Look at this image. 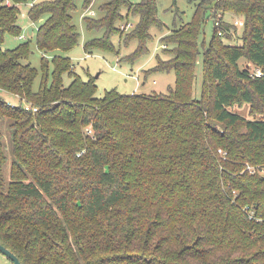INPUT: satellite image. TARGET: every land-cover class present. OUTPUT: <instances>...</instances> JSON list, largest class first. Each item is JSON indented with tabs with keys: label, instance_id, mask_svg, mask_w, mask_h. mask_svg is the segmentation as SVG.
I'll use <instances>...</instances> for the list:
<instances>
[{
	"label": "trees",
	"instance_id": "16d2710c",
	"mask_svg": "<svg viewBox=\"0 0 264 264\" xmlns=\"http://www.w3.org/2000/svg\"><path fill=\"white\" fill-rule=\"evenodd\" d=\"M28 2L30 19L44 18L38 89L29 42L2 46ZM101 9L85 15L88 29H105L85 42L90 53L118 54L119 34L139 41L122 56L133 63L149 52L151 28H165L157 0ZM74 11L75 0H0V91L21 102L0 94V242L23 264H264V174L245 169L264 165V0H196L192 19L160 38L168 56L145 71H174L175 84L104 96L57 52L80 41ZM228 14L243 17L241 43ZM244 103L263 115L233 109Z\"/></svg>",
	"mask_w": 264,
	"mask_h": 264
},
{
	"label": "rangeland",
	"instance_id": "374dc122",
	"mask_svg": "<svg viewBox=\"0 0 264 264\" xmlns=\"http://www.w3.org/2000/svg\"><path fill=\"white\" fill-rule=\"evenodd\" d=\"M5 1V0H2ZM9 2V0H7ZM76 11H74V22L80 32L79 43L70 51L59 50L57 52L63 55H69L74 63L75 70L80 73L84 79L94 78L97 84V96H104L105 93L113 88H116L122 93H151L154 91L166 92L170 86H173L176 82V74L174 71H152L147 76L145 71L150 67L157 64L158 54L162 57L168 56L163 52V45L160 38L172 30L175 26H178L186 21L192 19L195 8L196 0H157L159 6V17L165 23L164 30L153 26L151 28L152 38L148 40L149 52L138 57L133 63L129 60L122 59V56L129 55L138 46L139 41L137 39H131L128 44L121 40L119 34L113 36V40L119 49V53H113L109 51H103L96 49L93 52H87L85 50V42L89 38L101 36L105 29H88L85 22V15L92 17H100L103 12L101 6L107 0H92L88 8L84 7L86 0H75ZM134 2L140 0H131ZM30 3L21 5L20 24L22 29L17 35L14 33H7L3 42L4 48H14L21 42L28 41L33 52L29 57V61L32 65L39 69V75L35 79L34 88L38 89L42 80V52L38 48L37 44V31L40 21H32L29 16ZM230 20H236V18L242 19L240 15L226 16ZM137 16H131L129 20H124L121 27L128 30L135 24ZM243 20V19H242ZM241 21V20H240ZM239 27L234 31V37L231 39L233 43H241L243 39L241 34L243 31V24L238 22ZM33 27V31L30 33L29 27ZM214 23L210 20L206 25V35L210 37L213 32ZM24 36V37H23ZM226 42L228 40H225ZM52 55V54H50ZM51 57V56H49ZM251 63L246 58L240 59V64L244 65ZM53 66L50 65V72H52ZM201 75V70L199 69ZM71 78L68 74L65 75V83L68 84ZM198 91V90H196ZM0 94L9 99L13 104H20V100L14 98L6 91H0ZM233 109L238 111L247 117H257L263 114L258 111L262 110V107L252 110L249 103L242 105L235 104ZM5 132V143L7 146V152L11 153V142L9 131L6 127H3ZM0 264H13L12 260L4 253L0 252Z\"/></svg>",
	"mask_w": 264,
	"mask_h": 264
},
{
	"label": "built area",
	"instance_id": "2783aa9c",
	"mask_svg": "<svg viewBox=\"0 0 264 264\" xmlns=\"http://www.w3.org/2000/svg\"><path fill=\"white\" fill-rule=\"evenodd\" d=\"M241 20V21H240ZM235 22L236 23H238V22H241V24H243V20L242 19H239V18H236V20H235ZM219 23V22H218ZM24 37V36H23ZM257 73L259 74L260 73V70L258 69L257 70ZM24 105H25V107L26 108H28V109H31V108H33V109H37L36 107H32V105L30 104V103H24ZM88 132L89 133H92L93 131H92V129L91 128H89V130H88ZM220 150V152H222L223 154H225V156H226V153H227V151H225V150H223L222 148H220L219 149ZM245 169H249L251 172H261V173H263L264 174V165H255V164H251V163H249V162H247V165H246V168ZM250 216L251 217H255V213H254V210H251L250 211ZM258 219L259 220H262V218L261 217H258Z\"/></svg>",
	"mask_w": 264,
	"mask_h": 264
},
{
	"label": "water",
	"instance_id": "95a60500",
	"mask_svg": "<svg viewBox=\"0 0 264 264\" xmlns=\"http://www.w3.org/2000/svg\"><path fill=\"white\" fill-rule=\"evenodd\" d=\"M29 31L30 33L33 31L32 26L29 27ZM0 252L4 253L7 257H9L14 264H23L20 257L2 242H0Z\"/></svg>",
	"mask_w": 264,
	"mask_h": 264
},
{
	"label": "crops",
	"instance_id": "0c3cea01",
	"mask_svg": "<svg viewBox=\"0 0 264 264\" xmlns=\"http://www.w3.org/2000/svg\"><path fill=\"white\" fill-rule=\"evenodd\" d=\"M14 264V263H13Z\"/></svg>",
	"mask_w": 264,
	"mask_h": 264
}]
</instances>
